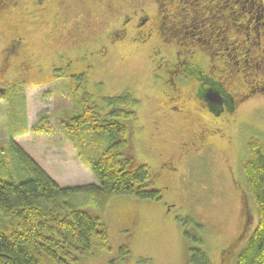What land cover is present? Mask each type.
I'll use <instances>...</instances> for the list:
<instances>
[{
  "label": "rangeland",
  "instance_id": "374dc122",
  "mask_svg": "<svg viewBox=\"0 0 264 264\" xmlns=\"http://www.w3.org/2000/svg\"><path fill=\"white\" fill-rule=\"evenodd\" d=\"M230 1H236L240 8H245L248 11L245 17L252 21L251 26L262 30L259 23L264 21V0ZM47 2L49 5L45 6V3L38 5L36 0H20L14 8L13 27L25 38L24 46L28 48L32 65L47 72L51 64L58 63L55 56L65 60L72 58L66 72L74 68L83 71L84 98L95 102L102 111L106 110L103 96L130 94L136 101L133 105L137 113L133 130L135 154L138 161L148 165L154 173L153 184L160 189L161 197L136 199L130 194H118L111 198L104 212L91 205L88 195H74V205L104 218L110 243L109 250L103 249L95 256L86 258L81 255L77 264H187L182 223L186 217L203 222L205 240L201 248L212 264H234L246 240H242L229 258H223L229 255L226 248L231 241L241 233L245 204L242 202L243 193L237 194L230 181L231 176L237 174L239 183L244 186L240 179V165L246 156L249 138H260L264 142L263 91L243 96L234 112L225 111L218 117H212L203 107L183 116V112L175 108L178 104L175 91L166 84L165 72L176 59V44L172 41L167 43L165 53L169 60L159 64V55L154 53L147 36L136 37L133 33L134 13L129 20L127 35L116 36L110 41L108 34L110 26L122 20L123 12L136 4L140 3L149 12H154V0ZM24 9L29 13L21 17ZM222 37L221 34L214 36L221 43L219 48L228 47L232 57L230 61H233L236 56L229 49L230 41ZM212 50V46L207 50L209 52L201 47L194 48L190 60L203 71H210L208 67L221 58L219 67H224L230 75L225 80L229 91L235 90L229 88L235 82L246 88V80L250 82L258 77L249 75L246 68L233 72L220 54L217 55L220 58L209 54ZM58 64L61 67L57 73H64V64ZM173 75L177 86L182 87L183 92H189L194 74L179 70ZM45 77L47 75L42 79ZM50 77L47 84L27 87L22 90L23 94L17 85L11 88L6 83L8 90L4 97H0V177L14 182L29 178L11 146L12 140L60 186L95 183L96 178L83 161L91 157V152L94 155L97 151L93 142L95 136L89 131L80 134L81 129L78 131L80 141L77 142L61 122L65 116H71V110H80V102H77L80 101L79 92H73L67 76ZM238 90L241 95L243 89ZM38 112L48 116L49 133L33 129L38 121ZM204 125L212 129L220 126L231 135L232 143H225L223 137L225 141L222 139L205 154L193 152V148L187 149L186 145L181 147L182 142L193 141L198 128ZM164 159L169 163L164 164ZM255 222L254 218L251 229ZM120 246H126L129 253L119 254Z\"/></svg>",
  "mask_w": 264,
  "mask_h": 264
},
{
  "label": "trees",
  "instance_id": "16d2710c",
  "mask_svg": "<svg viewBox=\"0 0 264 264\" xmlns=\"http://www.w3.org/2000/svg\"><path fill=\"white\" fill-rule=\"evenodd\" d=\"M157 1L162 11L161 30L169 41L176 44L178 61L190 59L194 48L207 51L211 46V56L220 54L231 60L228 47L219 48L221 43L214 38L218 34L230 41L229 49L236 56L231 62L238 61L245 54L247 61L250 60L248 44L257 39L255 35L260 31L251 26L252 21L245 17L248 11L240 8L236 1ZM259 24L262 29L264 21ZM196 68L188 71H201L199 66ZM83 76L73 77L71 83L73 92H79L80 101H75L80 102L81 108L71 110V116H65L61 122L77 142L80 141L79 132L89 131L95 136L93 142L97 151L94 155L91 152V157L83 161L91 169L96 182L60 186L34 158L11 140L16 157L29 178L14 182L0 177V264H77L82 256L88 258L103 249L109 250L104 218L74 205V195H88L91 205L104 212L111 198L118 194H130L136 199L161 198L160 189L153 184L154 173L148 165L138 161L135 154L133 130L137 113L133 105L136 101L128 92L103 96L106 110L102 111L95 102L84 98ZM38 114L33 129L49 133L48 116L44 112ZM245 149L246 156L240 165L245 223L241 233L226 248L229 255L223 260L230 257L242 240H246L234 264H264V142L250 137ZM254 218L256 222L251 229ZM182 223L185 228V262L212 264L201 248L205 240L203 222L186 217ZM118 253H129V249L120 246Z\"/></svg>",
  "mask_w": 264,
  "mask_h": 264
},
{
  "label": "flooded vegetation",
  "instance_id": "af4514ba",
  "mask_svg": "<svg viewBox=\"0 0 264 264\" xmlns=\"http://www.w3.org/2000/svg\"><path fill=\"white\" fill-rule=\"evenodd\" d=\"M20 0H0L2 4H0V89H4L3 93H0V97H4L8 87L6 83L10 84V87L18 86V88L24 90L27 87H34L37 84H47V82L51 81V76H62L64 78H68L69 85L72 83V78L78 76L80 74H84L81 69L74 68L73 71L67 73L66 69L69 68V64L71 63L72 58H68L67 60L55 56V58L59 59L58 63H63V71L64 73H57L58 69H60V64H51L48 68L49 71L42 70L36 65L33 66L32 62L28 58V48L25 44V38L20 35V33L16 32V29L13 27V18H14V8L17 6V3ZM38 5L46 4L48 6L49 3L47 0H36ZM155 11L149 12L146 6H142V4H136L132 8H128L123 12V17L120 22H115L114 26H110L108 30V34L110 37V41L114 40L116 36H123L124 34H128L129 32V20L131 19V15L134 13L136 15V22L134 23L133 33L135 36L138 35L147 36V40L151 41V47L155 54L159 55V64L163 62L167 63L169 59L166 58L165 50L167 48V42H169L170 38L165 37L164 31L161 30L163 20H162V11L160 9V4H158L157 0H154ZM130 3V1H128ZM29 13L28 10L24 9L22 11V16H27ZM164 18V16H163ZM172 18V16H171ZM17 20H15V23ZM18 24V23H17ZM264 25V24H263ZM255 41L248 44V52H250L249 58L247 61L244 57H240L238 61L231 62L229 58H222L230 67L233 69V72L241 71V68L247 69L249 75L258 76L257 78L246 80V88H244L243 84H239L235 82V84L230 89H235L234 91H229L226 86V79L230 77L225 71L224 67L220 66L218 62H214L208 68L210 71L202 70L196 72L195 70L193 75V82L191 83L192 88L188 89V91L183 92L182 87L179 88L175 82V72L181 70L184 73H187L191 68H196V63H193L190 59L187 60H179L176 59L171 65H168L167 71L165 72L167 75L166 84L170 86L174 91L175 97L178 99V104L175 106L176 109L180 110L184 114L188 113V111L196 112L201 110L203 107L207 108L212 115V117H218L220 114L234 112L235 107L237 106V102L252 93H256L257 91H263L264 93V27L260 32H257L255 35ZM192 55V54H191ZM75 59V57H73ZM78 59V58H77ZM194 66V67H193ZM198 66V65H197ZM66 68V69H65ZM77 70H79L77 72ZM217 70L218 72H216ZM194 71V70H192ZM190 72V71H189ZM47 75L44 79L43 76ZM76 81V80H75ZM249 82V83H248ZM242 88V92L240 90V94H238L239 90ZM215 90L223 95V99H221L220 103V111L219 113H215L213 111L215 106H212L210 102H207L205 99V94L207 91ZM3 94V95H2ZM23 94V93H22ZM225 98V99H224ZM186 106V108L184 107ZM229 111V112H228ZM215 124L214 120L212 119ZM198 132L195 133L193 137V141L183 143L182 146L186 145L187 149L193 148L196 152L201 154H205L207 150H213L211 147L217 146L219 141H222L223 137L226 139L225 143H232L231 135L226 134L224 130L218 126L215 129L210 128L209 126H200L198 128ZM226 134V136H225ZM215 139V140H212ZM194 144V146H191ZM213 157V155L211 156ZM169 163V160L164 159V164ZM213 165V164H212ZM214 176V174H212ZM211 175V176H212ZM218 175V174H217ZM237 175V174H236ZM236 175L231 176L230 183L232 184V188L237 194L242 193L241 188L239 187V180ZM244 197V194H242ZM241 196V198H242ZM244 198L242 199V202ZM244 203V202H243ZM243 209V207H242ZM245 205L242 210L243 222L241 223V227L243 228L245 222Z\"/></svg>",
  "mask_w": 264,
  "mask_h": 264
},
{
  "label": "water",
  "instance_id": "95a60500",
  "mask_svg": "<svg viewBox=\"0 0 264 264\" xmlns=\"http://www.w3.org/2000/svg\"><path fill=\"white\" fill-rule=\"evenodd\" d=\"M4 89H0V93H3ZM223 95H221L219 92H216L215 90H211L209 89V91L206 92L205 94V99H207V102H210L212 104V106H215L213 111H215V113H219L220 111V103H221V99H223ZM225 99V98H224Z\"/></svg>",
  "mask_w": 264,
  "mask_h": 264
}]
</instances>
